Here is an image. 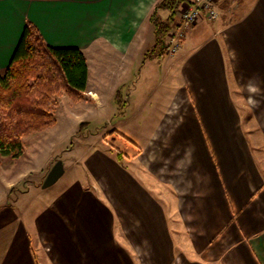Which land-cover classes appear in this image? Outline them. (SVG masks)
Masks as SVG:
<instances>
[{"label":"crops","instance_id":"0c3cea01","mask_svg":"<svg viewBox=\"0 0 264 264\" xmlns=\"http://www.w3.org/2000/svg\"><path fill=\"white\" fill-rule=\"evenodd\" d=\"M158 1L0 0V71L26 20L78 47V102L115 139L43 207L0 205V264H264V0H218L173 54L154 47Z\"/></svg>","mask_w":264,"mask_h":264},{"label":"trees","instance_id":"16d2710c","mask_svg":"<svg viewBox=\"0 0 264 264\" xmlns=\"http://www.w3.org/2000/svg\"><path fill=\"white\" fill-rule=\"evenodd\" d=\"M189 0H159L150 14L154 47L167 50L166 39L179 24V11ZM86 58L75 46H52L26 20L9 63L0 71V155L17 158L23 138L55 123L62 95L84 97ZM116 91V97L118 96Z\"/></svg>","mask_w":264,"mask_h":264},{"label":"rangeland","instance_id":"374dc122","mask_svg":"<svg viewBox=\"0 0 264 264\" xmlns=\"http://www.w3.org/2000/svg\"><path fill=\"white\" fill-rule=\"evenodd\" d=\"M235 1L237 3L238 0ZM207 25L213 27L214 24L207 22ZM78 101L68 106L64 100H58L59 105L56 106L54 113L55 123L40 132L26 135L23 138L22 155L17 158L0 155V205L8 200L19 210L36 211L43 207L62 185L80 174L78 161L85 149L89 146L97 148L106 142L105 140L114 144L115 139H111L108 133L106 134L108 137H105L102 131L104 122L97 117L92 118L94 115L87 103ZM114 105L119 109L121 103L118 100ZM78 120L80 121L77 124L72 125L73 121ZM48 156L51 160L45 169L40 170ZM57 160L62 162L65 172L57 182L42 189L41 183L46 173ZM20 175H23V178L21 177L15 186L7 190L8 181L17 179Z\"/></svg>","mask_w":264,"mask_h":264},{"label":"built area","instance_id":"2783aa9c","mask_svg":"<svg viewBox=\"0 0 264 264\" xmlns=\"http://www.w3.org/2000/svg\"><path fill=\"white\" fill-rule=\"evenodd\" d=\"M218 0H189L181 5L179 11L178 27L168 34L167 52L173 54L180 46L181 38L184 36V30L201 18L205 17L208 20L217 18V3Z\"/></svg>","mask_w":264,"mask_h":264},{"label":"water","instance_id":"95a60500","mask_svg":"<svg viewBox=\"0 0 264 264\" xmlns=\"http://www.w3.org/2000/svg\"><path fill=\"white\" fill-rule=\"evenodd\" d=\"M63 165L60 160H57L53 163V165L50 167L48 172L46 173L42 183V188H47L54 184L56 180L62 175L63 173Z\"/></svg>","mask_w":264,"mask_h":264}]
</instances>
